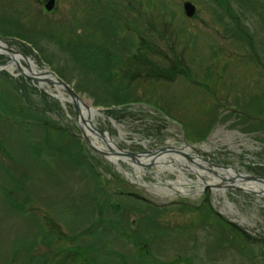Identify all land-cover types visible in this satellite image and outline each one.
I'll use <instances>...</instances> for the list:
<instances>
[{"label":"rangeland","instance_id":"1","mask_svg":"<svg viewBox=\"0 0 264 264\" xmlns=\"http://www.w3.org/2000/svg\"><path fill=\"white\" fill-rule=\"evenodd\" d=\"M40 1L0 0V38L96 109L117 150L152 157L136 168L92 150L62 88L0 69V264H133L136 251L149 264H264V242L188 208L209 190L214 212L264 237V196L215 169L264 176V0H188L191 18L186 0H56L48 13ZM76 59L109 67L137 101L94 104ZM160 148L185 159L180 172L155 163Z\"/></svg>","mask_w":264,"mask_h":264},{"label":"bare ground","instance_id":"2","mask_svg":"<svg viewBox=\"0 0 264 264\" xmlns=\"http://www.w3.org/2000/svg\"><path fill=\"white\" fill-rule=\"evenodd\" d=\"M4 46H5V44L0 41V53H6L8 55V57H10V59L5 65L0 66V69L5 68L8 71H12L14 69L16 62H18V64H19V58L20 57H19L18 53L5 52ZM25 61L28 64L27 67L21 65L22 63L20 64V66H21L20 68L24 73L36 75V76H38V78H41L42 80H43V78H49V79L54 80V77L52 75H50L49 73H46L44 71L45 68L44 69H37L35 66V63L32 60L25 59ZM42 80L38 81L40 85L45 84V83H47V81H49V80H47V81H42ZM52 84L54 85V87L57 90H59V92H61L60 91L61 88L59 85H57L56 83H52ZM78 107H79V109H78V122L81 125L84 133L91 137L90 143L93 146H95L96 148H99L101 150H104L108 153L107 154L108 159H110L114 162L117 159L124 160V161L132 164L134 167L137 168L139 166V164H142L143 162H147L152 157L151 154H147V155H138V156H135L133 159H130V157L128 158L127 156L118 153L117 152L118 150L114 144V141L110 138V136H108L107 133H103L100 135L93 130L94 124L92 123V119L99 112L96 109L91 108L90 106H85L82 101L78 102ZM98 136L101 137L100 139L103 140L104 145H102L101 143L98 142V140H97ZM189 149H190V147L187 146V147L183 148L182 150H184L183 152H185L186 150L188 151ZM190 151H192V150H190ZM194 153H195V151H194ZM153 156H154V159H156L155 163H157V164L174 163L175 167H173V165L171 164V168L177 172H180V170H181L180 167L185 165L184 164L185 159L182 156H180L179 154L173 152L172 150H165L163 152L154 153ZM193 158H198V157L194 155ZM197 160L201 161V159H199V158ZM215 169L218 172L224 173V175H226L230 178H232L233 175H235L234 176V177H236V179L234 180L235 185H239V186L245 188L246 190H251V191L253 190L256 193L264 196V180L244 179L240 174H236V173L234 174V170L232 168H217V167H215ZM196 171H198L200 173L202 172L201 170H196ZM187 182H188V180H187ZM198 182L208 183L205 181L203 182L201 179ZM220 182L221 181H219L218 179L213 178V181L211 183L218 185V183H220ZM223 184H225V182H223L220 185H223ZM181 188H178V186H176V185L172 186V190L175 192H178V193L183 192Z\"/></svg>","mask_w":264,"mask_h":264},{"label":"trees","instance_id":"3","mask_svg":"<svg viewBox=\"0 0 264 264\" xmlns=\"http://www.w3.org/2000/svg\"><path fill=\"white\" fill-rule=\"evenodd\" d=\"M0 24H2V23L0 22ZM5 35H9V34H5ZM13 36H16V35H13ZM21 37L22 36H19L18 38H21ZM79 47L69 46L67 48L69 51L73 48V51L76 52L77 51L76 48H79ZM76 60H75V62L77 63L79 73L81 75H87L86 69L91 71V73L89 74L90 77H88L86 79L89 81V84H90L88 86V91L90 94H92L95 97L94 100L96 102L94 104H99L101 106L106 107V105H110V106L111 105H119V104L124 105V104H128V103L137 101V100H129L127 93L122 94V98L119 96L121 93H125V87L124 86H126V88H127L128 84L124 85L123 79H120V77L115 79V76L113 74L108 75L106 72L108 71L109 67L103 66L102 63L100 61H98V63L97 62H91L90 63L91 68H89V67L85 66L79 59H76ZM94 63H97V64L95 65ZM149 70H150V67H149ZM89 75H87V76H89ZM87 76H85V77H87ZM117 90H118V93L116 92ZM119 99H121V100H119ZM69 135H71V134H69ZM93 174L95 177V187L98 190H103V185H101L102 183L99 180L98 174L95 173L94 171H93ZM106 183H107V180L105 181V184ZM103 192L108 196V198L110 197L111 193H109L107 189L106 190L104 189ZM208 192H209V190L204 192V203H205V206L203 207L204 209L202 208L201 204H197L194 207H190L188 205V208L189 209H193V208L197 209V211L199 212V214L201 215L202 218L207 217V216H210L211 218L212 217L216 218L217 221H219V224L224 227V229H228L230 231L233 230L235 233H237V235L239 236L238 241H240L239 239H244V240H247V242H249L250 240L264 242V237H258V238L250 237L245 232V230L243 228L236 225L234 222L228 221L227 219L222 217L220 214L214 212V210L211 209V207L208 206L206 203V201L208 200L207 199L208 194H209ZM127 194H130L135 199L143 202V204L137 203V208L143 207V208L149 209V210L154 211V212L156 211L157 206L152 205L145 198L137 196L136 194H134L132 192L127 193ZM131 204L132 203H129V205H131ZM182 205H184V204H182ZM131 207H133V206H131ZM202 209H203V212H202ZM99 214H102V211H100ZM88 243H89V247H93V246L97 247L101 244V242H99L100 244H98L96 242L94 243V241H91V242L88 241ZM127 256H128V254H127ZM134 258H135V261L133 264H149V260L147 259V257L143 256L140 251H136V253L134 254ZM91 261L93 264H97L95 262V260L92 259Z\"/></svg>","mask_w":264,"mask_h":264},{"label":"water","instance_id":"4","mask_svg":"<svg viewBox=\"0 0 264 264\" xmlns=\"http://www.w3.org/2000/svg\"><path fill=\"white\" fill-rule=\"evenodd\" d=\"M44 8L46 10H49L52 6H53V0H47L44 4H43ZM183 10H184V13L187 15V16H190L193 11H194V6L189 2V1H185L183 2ZM2 41L4 44H5V47L4 49H6L8 52H12V53H15V49L14 47L6 42V41H3V40H0ZM25 59L26 57L21 54ZM24 59V60H25ZM26 62V61H25ZM6 63L4 64H0V66L2 65H5ZM26 65H27V62H26ZM20 64H18V62H16L15 64V69L17 70L18 73H20L22 76L30 79V80H35V81H39V80H42L41 78H38V76L36 75H32V74H27V73H24L21 68H20ZM46 73H49L50 75H52L54 77V80L52 79H49V78H43L42 81H47L49 80L48 82H52V83H56L57 85L60 86V88H62L65 93L67 94L71 104H72V107L74 109V111L77 113L78 115V102H81V100L79 99L78 95L72 90V88L66 84L61 78H59L58 76H56L52 71L48 70V69H45L44 70ZM85 105V104H84ZM86 106V105H85ZM93 130L95 132H97L98 134H103L104 131L103 130H99V129H96L95 127H93ZM82 137V139L84 140V142L90 146V148L96 152H98L99 154H102V155H107L108 153L104 150H101L99 148H96L95 146H93L91 143H90V140L88 139V137H86L85 133L83 132V129H82V133L80 135ZM110 150V149H109ZM165 151L166 149L165 148H160V149H157V150H154V151H149V153H158L160 151ZM118 153L120 154H123L125 156H127L128 158L130 157L131 159H133L135 156H137L138 154L137 153H133L131 151H126V150H118L117 151ZM236 174H239V173H236ZM244 179H255V180H261L263 179L264 180V177H261V176H253V175H243V174H240ZM239 175V176H240ZM232 179V178H230ZM227 186H230V187H234V188H240L242 189V187H239V186H236L234 184H229Z\"/></svg>","mask_w":264,"mask_h":264},{"label":"flooded vegetation","instance_id":"5","mask_svg":"<svg viewBox=\"0 0 264 264\" xmlns=\"http://www.w3.org/2000/svg\"><path fill=\"white\" fill-rule=\"evenodd\" d=\"M45 1H46V0H41L40 2H41V4H42V3L44 4ZM55 1H56V0H55ZM211 1H214V0H211ZM217 3H218V2H217ZM195 5H196V4H195ZM195 5H194V6H195ZM195 11H196V8H195V10H194V13H195ZM194 13H193V14H194ZM191 17H193V15L190 16L189 18H191ZM217 21H218V18H217Z\"/></svg>","mask_w":264,"mask_h":264}]
</instances>
